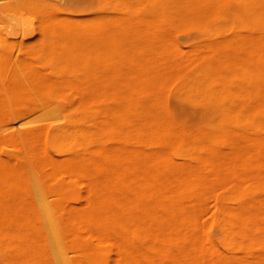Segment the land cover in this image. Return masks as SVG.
Returning a JSON list of instances; mask_svg holds the SVG:
<instances>
[{
  "label": "bare ground",
  "instance_id": "6f19581e",
  "mask_svg": "<svg viewBox=\"0 0 264 264\" xmlns=\"http://www.w3.org/2000/svg\"><path fill=\"white\" fill-rule=\"evenodd\" d=\"M62 5L0 7V263L264 264V0Z\"/></svg>",
  "mask_w": 264,
  "mask_h": 264
},
{
  "label": "rangeland",
  "instance_id": "374dc122",
  "mask_svg": "<svg viewBox=\"0 0 264 264\" xmlns=\"http://www.w3.org/2000/svg\"><path fill=\"white\" fill-rule=\"evenodd\" d=\"M31 0H0V7L4 9V14L6 16V24L8 28L12 27V23H17L25 26L27 29L24 34L28 40L31 39L33 43H37V38L39 36L37 32V25L39 23V15L36 12L28 11L23 7V3H28ZM64 5L69 11L63 12L61 16H67L69 14L76 16H85V15H96V14H110V10H103L104 0H53ZM62 5V6H63ZM18 35V36H17ZM9 36L8 38L5 35L0 36V49H5L11 51L12 53L17 54L19 51V42L23 37L22 34ZM175 35L177 40L183 44L187 49L191 47L196 41L201 39L202 33L197 28H179L175 30ZM37 41V42H36ZM43 68H48L47 65H41ZM169 103L175 112L182 117L183 119L188 120H197L199 117L198 110L189 109L183 106L179 101L174 97H170ZM31 119V118H29ZM29 121V120H28ZM17 121L15 125L22 127L23 125L34 123L32 120L29 122ZM24 127V126H23ZM264 194V191L261 192ZM53 196L50 195L49 199H52ZM84 201V199H82ZM209 210L203 215V218L208 220L212 217V212L214 210L215 200H209ZM215 232L220 233L221 227L219 225L215 226ZM71 254V253H70ZM1 264V263H0Z\"/></svg>",
  "mask_w": 264,
  "mask_h": 264
}]
</instances>
